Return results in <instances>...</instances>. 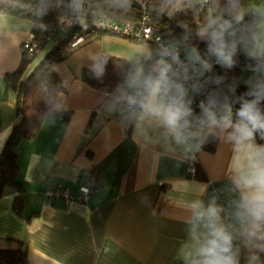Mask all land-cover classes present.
<instances>
[{
  "label": "crops",
  "instance_id": "crops-1",
  "mask_svg": "<svg viewBox=\"0 0 264 264\" xmlns=\"http://www.w3.org/2000/svg\"><path fill=\"white\" fill-rule=\"evenodd\" d=\"M30 27L26 19L0 15V153L18 121L16 90L4 76L19 67ZM58 41L52 38L25 72ZM142 46L100 34L67 50L56 66L64 87L56 114L16 147L21 192L6 188L0 197V250L24 248L28 264H181L176 255L187 239L186 203L201 193L205 200L213 194L220 203L228 200L229 145L216 139L213 152L201 147L189 159L144 140L132 123L109 111L118 85L103 93L82 79L101 57L129 63ZM196 167L204 180L195 177ZM96 170L98 182L85 203L48 195L53 186L77 194L91 185ZM16 197L19 211L13 207ZM245 256L242 248L241 264Z\"/></svg>",
  "mask_w": 264,
  "mask_h": 264
},
{
  "label": "clouds",
  "instance_id": "clouds-1",
  "mask_svg": "<svg viewBox=\"0 0 264 264\" xmlns=\"http://www.w3.org/2000/svg\"><path fill=\"white\" fill-rule=\"evenodd\" d=\"M173 3L214 10L196 29L194 41L181 24L179 38L142 46L111 95L109 111L132 123L144 140L189 159L210 137L229 145V198L220 203L217 195L205 200L201 193L186 203L187 239L176 258L181 264H241L243 248L245 264H264V143H257V136L264 140V0L247 6L243 0H162L157 14H167ZM53 6L66 8L70 18L86 25L89 15L99 16L104 7L127 12L132 0L97 5L92 0H56L55 5L45 0L39 15ZM241 53L247 78L209 75L217 66L237 67ZM95 70L100 75L103 68L96 65ZM241 83L247 90L237 94ZM196 96L203 97L198 114Z\"/></svg>",
  "mask_w": 264,
  "mask_h": 264
},
{
  "label": "trees",
  "instance_id": "trees-1",
  "mask_svg": "<svg viewBox=\"0 0 264 264\" xmlns=\"http://www.w3.org/2000/svg\"><path fill=\"white\" fill-rule=\"evenodd\" d=\"M136 1L139 2L140 9L131 7L127 12H120L104 7L99 16L89 15L87 22L107 20L118 25H137L141 15L147 13L163 39L179 38L184 34V29L180 25L184 24L190 30L188 39L194 41L196 29L207 18L209 11L214 10L211 7L201 9L199 6L187 7L186 5L173 3L168 9V13L160 16L157 14V9L162 0ZM245 1L243 0L244 3ZM52 3L55 5L56 0H52ZM92 3L93 5L100 4L101 0H92ZM44 4L45 0H0V15H8L30 21V34L33 35L37 44L31 58H26L22 52V60L19 67L4 76V81L16 90V115L18 121L0 153V197L6 188L21 192V185L16 179L18 170L16 147L22 141L33 139L37 135L42 122L56 114L54 108L55 100L59 94L64 92L63 84L56 72V66L65 60L66 52L69 50L67 44L70 38L75 34H80L81 24L70 18L67 15V9L64 7L53 6L48 8L43 16L39 15V11ZM170 15L171 17H169ZM59 29L64 30V38L55 43L34 64L29 72H25L38 54L46 49L49 41L55 38L54 34ZM100 34L106 33H96L93 37ZM199 46L201 50L205 47L203 43ZM238 60L240 63L234 69L224 70L217 66L209 75H224L228 80L234 77L237 78L245 64V57L242 53L239 54ZM97 65L102 66V74L97 75L96 70L84 71L82 79L92 88L103 93H109L122 82L123 73L128 63L121 58L103 56L99 59ZM246 90V87L240 84L237 94ZM202 98V96H196L198 100ZM196 113L198 114L199 111H196ZM216 143V138L210 137L202 145V148L207 152H213ZM257 143H264V140H260L259 136H257ZM195 177L201 180L205 179L199 167L195 168ZM97 182L98 174L96 170L89 177L92 191ZM21 206V199L16 197L13 203L14 209L19 211ZM0 264H28L25 249L18 247L12 250H0Z\"/></svg>",
  "mask_w": 264,
  "mask_h": 264
},
{
  "label": "built area",
  "instance_id": "built-area-1",
  "mask_svg": "<svg viewBox=\"0 0 264 264\" xmlns=\"http://www.w3.org/2000/svg\"><path fill=\"white\" fill-rule=\"evenodd\" d=\"M208 8V6H205ZM209 10V9H208ZM210 12V11H209ZM96 33H106L116 37L124 38L133 41L137 44L156 46V43L162 39L157 27L152 23L149 15L144 13L141 15L137 25L124 24L118 25L111 21L99 20L93 22H86V25L80 26V34L73 35L68 44V49H73L85 41L93 38ZM37 44L32 34H29L27 39L22 44V52L26 58H31ZM198 99L195 98L193 108L195 111H200L198 108ZM188 172L194 176V166L189 164ZM92 192L90 186H82L79 188L77 194H71L68 189L53 186L48 189V195L54 199H63L66 202L75 201L78 203H85Z\"/></svg>",
  "mask_w": 264,
  "mask_h": 264
},
{
  "label": "rangeland",
  "instance_id": "rangeland-1",
  "mask_svg": "<svg viewBox=\"0 0 264 264\" xmlns=\"http://www.w3.org/2000/svg\"><path fill=\"white\" fill-rule=\"evenodd\" d=\"M64 36H65V32H64V30H62V29L57 30L56 33L54 34V37H57L59 40L63 39ZM247 75H248V73L242 71V73H239V74H238L237 78H241V77H242V78H247ZM241 85H244V84L241 83ZM244 86H245V85H244ZM245 87H246V86H245Z\"/></svg>",
  "mask_w": 264,
  "mask_h": 264
},
{
  "label": "water",
  "instance_id": "water-1",
  "mask_svg": "<svg viewBox=\"0 0 264 264\" xmlns=\"http://www.w3.org/2000/svg\"><path fill=\"white\" fill-rule=\"evenodd\" d=\"M132 8H136V9H140L141 6L139 4V2H137L136 0H132Z\"/></svg>",
  "mask_w": 264,
  "mask_h": 264
}]
</instances>
